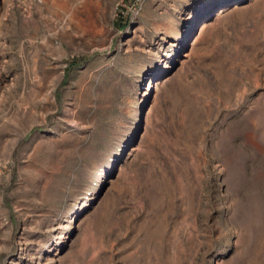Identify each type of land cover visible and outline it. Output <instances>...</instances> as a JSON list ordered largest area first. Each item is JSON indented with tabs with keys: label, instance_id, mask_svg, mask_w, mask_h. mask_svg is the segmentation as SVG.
I'll list each match as a JSON object with an SVG mask.
<instances>
[{
	"label": "rangeland",
	"instance_id": "1",
	"mask_svg": "<svg viewBox=\"0 0 264 264\" xmlns=\"http://www.w3.org/2000/svg\"><path fill=\"white\" fill-rule=\"evenodd\" d=\"M0 264H264V0H0Z\"/></svg>",
	"mask_w": 264,
	"mask_h": 264
}]
</instances>
